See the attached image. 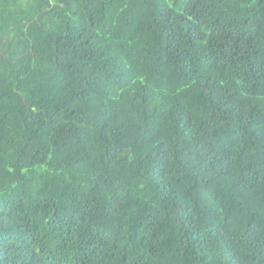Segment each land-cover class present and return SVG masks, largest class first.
<instances>
[{
	"label": "trees",
	"instance_id": "obj_1",
	"mask_svg": "<svg viewBox=\"0 0 264 264\" xmlns=\"http://www.w3.org/2000/svg\"><path fill=\"white\" fill-rule=\"evenodd\" d=\"M0 264H264V0H0Z\"/></svg>",
	"mask_w": 264,
	"mask_h": 264
}]
</instances>
